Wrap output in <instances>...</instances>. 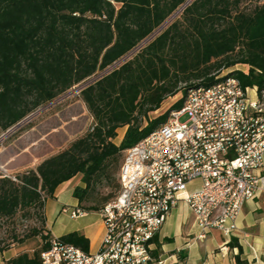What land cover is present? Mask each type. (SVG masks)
Returning a JSON list of instances; mask_svg holds the SVG:
<instances>
[{
  "label": "trees",
  "instance_id": "1",
  "mask_svg": "<svg viewBox=\"0 0 264 264\" xmlns=\"http://www.w3.org/2000/svg\"><path fill=\"white\" fill-rule=\"evenodd\" d=\"M246 1L0 0V135L69 92L92 118L85 133L16 181L0 173V225L28 210L41 212L45 225V203L76 176L83 184L73 190L77 208L98 214L120 191L125 152L181 109L189 89L238 65L248 68L231 73L243 88H262L264 2L245 8ZM103 186L114 191L98 195ZM38 236L37 250L6 264H40L52 236L32 233ZM58 239L89 252L81 233ZM8 250L0 243V257Z\"/></svg>",
  "mask_w": 264,
  "mask_h": 264
},
{
  "label": "built area",
  "instance_id": "2",
  "mask_svg": "<svg viewBox=\"0 0 264 264\" xmlns=\"http://www.w3.org/2000/svg\"><path fill=\"white\" fill-rule=\"evenodd\" d=\"M232 72L189 89L181 109L125 152L120 191L98 213V250L85 253L52 237L40 264H148L151 242L179 202L202 234L232 236L244 205L264 193V176L256 175L264 168V86L243 88ZM64 212L74 220L86 215Z\"/></svg>",
  "mask_w": 264,
  "mask_h": 264
},
{
  "label": "crops",
  "instance_id": "3",
  "mask_svg": "<svg viewBox=\"0 0 264 264\" xmlns=\"http://www.w3.org/2000/svg\"><path fill=\"white\" fill-rule=\"evenodd\" d=\"M63 102L65 106L59 113L66 114L64 120L54 124L52 118L38 120L36 126L25 130L13 144L3 145V169L10 166L11 172L18 174L34 170L55 150L65 148L86 132L92 118L84 105L76 99ZM126 130H117L116 145L121 143ZM256 175L264 176V168ZM198 186L197 182L193 183L188 191ZM76 187H83L81 176L57 187L53 200H48L44 206L45 226L51 236L53 232L57 234L52 236L55 238L81 233L89 241V253H95L104 233L99 215L94 220L87 214L74 220L64 212L77 208V200L72 196ZM201 235L203 238H199ZM150 249L152 260L148 264H236V257L245 264H264V193H257L244 205L236 220V231L230 237L215 230L202 234L194 216L183 202H179L167 216ZM15 256L8 252L2 254L0 264H6Z\"/></svg>",
  "mask_w": 264,
  "mask_h": 264
},
{
  "label": "rangeland",
  "instance_id": "4",
  "mask_svg": "<svg viewBox=\"0 0 264 264\" xmlns=\"http://www.w3.org/2000/svg\"><path fill=\"white\" fill-rule=\"evenodd\" d=\"M264 2V0H262ZM251 0L244 2L243 7L249 8L251 6ZM245 66L238 65L230 71H238L245 72ZM75 95L74 92H69L67 95L60 97L56 103L49 105L48 107H43L38 109L35 113L30 115L24 121L21 122L19 128H13L7 133L0 135V173L4 176H9L10 178H15L16 175H20L21 173L11 172L10 166H7L3 169V145L5 147L11 145L16 141L25 130L30 129L33 126H36L38 120L40 122L52 118V124L58 120H64L66 118V114L59 113V109L65 106V102L63 101H72V96ZM71 97V98H70ZM181 95H177L175 98L167 99L160 107V109L154 114L150 115L151 119L158 117L159 115L165 113L178 99H180ZM70 98L69 100H67ZM66 99V100H64ZM58 102V104H57ZM52 107V108H51ZM51 108V110H50ZM65 108V107H64ZM63 109V108H62ZM61 109V110H62ZM58 142V141H57ZM114 143L118 144V140H114ZM59 152V149L55 150L52 155ZM4 171V172H3ZM23 174V173H22ZM114 191L113 187H98L97 193L98 195L106 196L109 193ZM41 213V212H40ZM39 211L36 210H28V211H20L17 215L10 219L3 221L0 225V243L3 246L9 247L7 251L10 254L18 255L20 253H31L33 250H37L40 245V237H32V233L34 231L41 232L42 235H45V232L48 231L45 225L42 224V218ZM92 220L96 219V213H88L87 214ZM55 232L52 233V236H56ZM6 253V252H5Z\"/></svg>",
  "mask_w": 264,
  "mask_h": 264
},
{
  "label": "water",
  "instance_id": "5",
  "mask_svg": "<svg viewBox=\"0 0 264 264\" xmlns=\"http://www.w3.org/2000/svg\"><path fill=\"white\" fill-rule=\"evenodd\" d=\"M19 126H20V124H19V125H17V126H16V128H18Z\"/></svg>",
  "mask_w": 264,
  "mask_h": 264
}]
</instances>
